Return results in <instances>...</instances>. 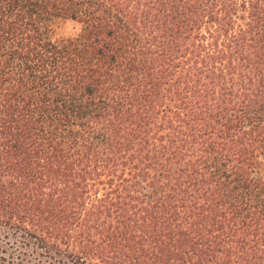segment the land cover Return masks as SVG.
Here are the masks:
<instances>
[{"label": "trees", "instance_id": "trees-1", "mask_svg": "<svg viewBox=\"0 0 264 264\" xmlns=\"http://www.w3.org/2000/svg\"><path fill=\"white\" fill-rule=\"evenodd\" d=\"M0 264H264V0H0Z\"/></svg>", "mask_w": 264, "mask_h": 264}, {"label": "rangeland", "instance_id": "rangeland-1", "mask_svg": "<svg viewBox=\"0 0 264 264\" xmlns=\"http://www.w3.org/2000/svg\"><path fill=\"white\" fill-rule=\"evenodd\" d=\"M79 24L70 20H55L51 24V33L55 38L65 39L68 37H77L81 33L78 31Z\"/></svg>", "mask_w": 264, "mask_h": 264}, {"label": "clouds", "instance_id": "clouds-1", "mask_svg": "<svg viewBox=\"0 0 264 264\" xmlns=\"http://www.w3.org/2000/svg\"><path fill=\"white\" fill-rule=\"evenodd\" d=\"M82 29H83V25H80L78 31H82Z\"/></svg>", "mask_w": 264, "mask_h": 264}]
</instances>
